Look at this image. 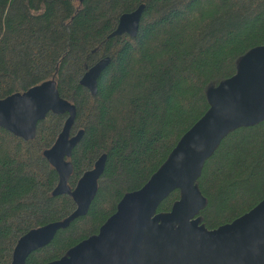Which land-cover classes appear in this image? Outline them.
I'll return each mask as SVG.
<instances>
[{
	"label": "trees",
	"instance_id": "obj_1",
	"mask_svg": "<svg viewBox=\"0 0 264 264\" xmlns=\"http://www.w3.org/2000/svg\"><path fill=\"white\" fill-rule=\"evenodd\" d=\"M145 4L136 37L108 38L122 13ZM264 45V0H0V99L54 79L77 106L72 129H84L70 160L74 188L107 154L88 213L60 229L26 264H48L100 234L128 194L168 161L183 136L211 108L208 93L237 74ZM112 61L93 96L81 77L99 59ZM67 115L50 113L33 140L0 126V264H11L24 234L76 209L54 196L57 170L44 156ZM206 198L198 212L207 230L232 223L264 200V118L230 129L196 181ZM160 203L166 214L182 198Z\"/></svg>",
	"mask_w": 264,
	"mask_h": 264
},
{
	"label": "water",
	"instance_id": "obj_2",
	"mask_svg": "<svg viewBox=\"0 0 264 264\" xmlns=\"http://www.w3.org/2000/svg\"><path fill=\"white\" fill-rule=\"evenodd\" d=\"M145 7L143 3L122 13L108 38L136 37ZM111 61V56H106L86 66L80 83L93 96ZM208 98V112L185 133L149 182L121 200L100 234L48 264H264V200L232 223L209 231L197 217L206 198L196 186L205 161L227 132L264 118V45L250 51L237 74L212 88ZM50 113L67 115L55 143L44 152L59 175L53 195H71L76 209L63 220L31 229L20 237L11 264H26L30 254L51 243L60 229L85 216L105 170L107 154L98 158L74 188L69 185L73 164L68 159L84 129L72 132L77 106L61 96L54 79L0 99V126L26 141L36 137L39 123ZM176 188L183 192L180 201L170 212L158 213L160 203Z\"/></svg>",
	"mask_w": 264,
	"mask_h": 264
},
{
	"label": "rangeland",
	"instance_id": "obj_3",
	"mask_svg": "<svg viewBox=\"0 0 264 264\" xmlns=\"http://www.w3.org/2000/svg\"><path fill=\"white\" fill-rule=\"evenodd\" d=\"M62 115H66V114H62Z\"/></svg>",
	"mask_w": 264,
	"mask_h": 264
}]
</instances>
